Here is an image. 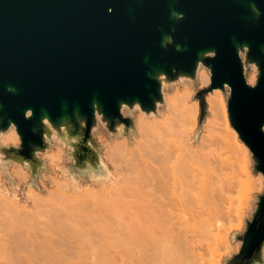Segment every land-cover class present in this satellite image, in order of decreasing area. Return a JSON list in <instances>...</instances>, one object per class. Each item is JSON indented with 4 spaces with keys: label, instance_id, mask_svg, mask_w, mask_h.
<instances>
[{
    "label": "water",
    "instance_id": "obj_1",
    "mask_svg": "<svg viewBox=\"0 0 264 264\" xmlns=\"http://www.w3.org/2000/svg\"><path fill=\"white\" fill-rule=\"evenodd\" d=\"M200 65L201 117L205 94L228 87L230 126L264 181V0H0V135L13 126L19 138L0 144V163L35 178L56 140L79 176L105 177L93 132L128 136L135 109L158 115L165 89ZM255 197L224 264H264V189Z\"/></svg>",
    "mask_w": 264,
    "mask_h": 264
},
{
    "label": "rangeland",
    "instance_id": "obj_2",
    "mask_svg": "<svg viewBox=\"0 0 264 264\" xmlns=\"http://www.w3.org/2000/svg\"><path fill=\"white\" fill-rule=\"evenodd\" d=\"M200 73L208 76L207 81L199 79ZM245 74L248 83L253 84L254 67H247ZM209 84V71L200 65L193 82L184 80L165 89V102L158 115L146 117L135 109L132 113L135 130L128 136H109L99 126L93 137L100 144L99 152L108 170L105 177L79 176L71 166L67 150L56 140L39 155L44 168L39 169L35 178L27 166L13 161L0 163V264H84L90 252V235L101 233L97 227L105 223L97 216L107 207L120 208L127 223L131 221L133 228L143 225L152 235H126L118 242H110V249L118 254L117 264H224L226 258L238 252L241 243L233 241L231 235L243 231L245 220L255 208V195L264 189V181L261 173H253L249 150L230 126L227 101L224 114L210 110L206 96L214 89L204 96L205 111L201 117L196 94ZM222 92L228 96L229 88ZM187 93L191 94L188 105H196L197 109L193 130L188 129L189 124L176 125L172 130L176 134L188 131L185 163L196 173L194 187L205 189L208 198L194 204L186 183L190 171L177 182L182 203L159 212L154 208L149 173L153 164L161 162L166 146L149 145V132L142 136L140 122L143 120L147 125L165 122L170 116L169 101ZM233 136L244 150L234 141L228 144ZM1 143L19 144L13 126L0 135ZM87 211L93 215L101 212L94 220L85 213L87 220L84 215ZM167 227L171 228L168 232ZM163 233L170 236L161 247L154 236ZM105 246H98L101 248L92 258L98 264L106 263Z\"/></svg>",
    "mask_w": 264,
    "mask_h": 264
},
{
    "label": "bare ground",
    "instance_id": "obj_3",
    "mask_svg": "<svg viewBox=\"0 0 264 264\" xmlns=\"http://www.w3.org/2000/svg\"><path fill=\"white\" fill-rule=\"evenodd\" d=\"M199 79L205 82L207 81L208 76L205 75L204 73H200ZM190 97L191 94L187 93L185 95L175 98L172 101H169L168 110L170 116L167 117V120L165 122L161 124L158 123L156 125H147L143 120L140 122V129L143 131L142 136L145 137L146 135H148L146 131L149 132V136L147 138L149 145H151L152 147L154 146V148L156 147L161 148L163 146H166V152L163 154L161 162H159L158 164H153L151 167V171L149 173V177H150L149 188L151 189L153 193L152 195L154 196L153 198L154 208L156 211L159 212L160 211L162 212L163 210H167L169 206L172 208L182 203L183 200L181 198V195L178 193L179 185H177V182L181 181L183 176L187 177L190 171L191 174L187 177L186 183L191 188L190 195L192 201L194 202V204L199 205L203 199L208 198V194L205 191V189H202L200 186L194 187V184L197 181L196 173H193L192 170H189L188 166L185 163V156L188 155V147H189V144L186 143V140L190 137L188 131H183L182 133L176 134V132H173L172 130V128H174L176 125L181 127L188 124L191 125L188 129L191 131L193 130V126L195 125V121H196L197 109H196V105L193 106L188 105V101ZM226 101H227V96L220 89H214L211 93H209L206 96V102L210 110L214 114L225 113ZM162 133H164L165 135H162ZM233 139L229 140L228 144L230 143L233 144L234 141V143H236L241 150H244V147H242L243 145L238 142L235 136H233ZM224 140H228V137ZM170 146L172 147L170 148ZM176 151L179 152L177 153L176 157L172 159V156ZM140 158L142 164L144 165L145 160L142 153H140ZM113 207H117V205H114ZM104 208L105 207L103 206V209ZM101 211L103 214L102 213H101L102 215L99 214L100 216L97 214L99 211L95 212L96 214L94 215L93 212L91 211L90 213L93 216L89 214L88 211L84 212V215L86 216L85 213H87L89 219L91 220L92 218L94 220V218H96L95 215H98L99 216V217L97 216L98 219L105 221L104 224H101L97 227V229L101 233L95 232L94 234L92 233L90 235L89 238L90 252L88 254V257H85L84 264H98L97 260L92 258H95L97 256L98 249L101 248L98 246H103V245H106L105 246L106 263H102V264H117L118 254L114 250L110 249L109 244L110 242L120 241L122 239L121 236L128 235L132 237H138L145 233L148 236L152 237L150 232L146 231V227H144L143 225H136L133 228L131 221L127 223L120 211V208L107 207L104 210L105 212H103L102 209ZM67 213L69 214V212ZM82 214L83 213H81V215ZM88 217L86 216L87 220ZM73 219L75 220V218ZM170 229H171L170 227H167V232L170 231ZM169 236H170L169 234L163 233L161 234V236L156 235L154 237L157 239L159 245L163 247L162 243L165 240L168 242ZM192 248L193 246L189 245V249L192 250ZM89 258H91V260Z\"/></svg>",
    "mask_w": 264,
    "mask_h": 264
}]
</instances>
